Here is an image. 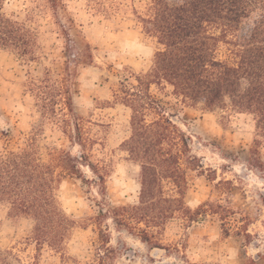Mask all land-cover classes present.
<instances>
[{"label":"rangeland","instance_id":"1","mask_svg":"<svg viewBox=\"0 0 264 264\" xmlns=\"http://www.w3.org/2000/svg\"><path fill=\"white\" fill-rule=\"evenodd\" d=\"M61 1L64 9H59L57 17L45 0H1L3 13L18 16L36 29L39 48L38 59L31 62L0 48V147L4 143L13 148L21 145L23 137L42 123L34 98L27 93V82L41 78L46 69L64 72L66 58L80 53L79 63L69 62L70 67L76 66L71 76L70 116L96 143L92 150L84 151L48 124L38 141L42 146H61L73 156L86 152L93 162L106 160L110 171L103 208L131 204L140 188V167L121 150L130 134V109L113 94L119 82H134L136 74L151 66L129 58L110 59L109 53L126 35L147 38L156 51L161 46L136 19L145 0ZM88 67L99 78L93 89L84 90L94 100V108L85 112L73 106L72 96L80 93L78 77ZM150 91L160 100L165 115L189 138L190 154L195 157L192 163L187 156L182 159L187 180L185 204L193 210L213 200L229 206V234L214 214L185 224L174 218L160 236L164 249L151 248L124 228H117L110 217L100 216L99 184L89 168L80 165L82 175L66 176L59 189L63 208L75 220L63 250L38 246L32 238V221L9 216L7 205L0 203V264H245L249 259L264 264V167L260 163L264 162V138L258 137L254 157L252 116L186 106L164 81L152 84ZM2 131H9L10 137L4 139ZM238 228L241 234L236 233ZM244 229L250 236L243 234Z\"/></svg>","mask_w":264,"mask_h":264},{"label":"trees","instance_id":"2","mask_svg":"<svg viewBox=\"0 0 264 264\" xmlns=\"http://www.w3.org/2000/svg\"><path fill=\"white\" fill-rule=\"evenodd\" d=\"M45 1L58 17L59 9H64L62 1ZM136 19L161 47L147 72L136 74L134 82H119L113 94L130 109V134L121 150L140 167V188L133 203L103 208L110 171L106 160L93 162L86 152L73 156L61 146H42L38 141L48 124L84 151L96 143L70 116L71 76L76 66L70 67L69 62L76 65L82 54L66 58L64 72L46 69L41 78L26 84L42 123L23 137L21 145L0 147V203L7 205L9 216L32 221V238L38 246L63 250L75 220L63 208L59 189L66 176L82 175L80 165L89 168L99 184L100 216L110 217L117 228L151 248L164 249L160 236L174 218L185 224L214 214L229 234V206L213 200L193 210L185 204L182 159L187 156L192 163L195 157L190 154L189 138L165 115L150 87L164 81L186 106L250 114L256 133L251 151L256 157L258 137L264 138V0H145ZM37 41L34 27L0 8V48L31 62L38 59ZM1 134L4 139L10 137L9 131ZM236 233L241 234L239 228ZM243 234L250 236L247 229Z\"/></svg>","mask_w":264,"mask_h":264},{"label":"clouds","instance_id":"3","mask_svg":"<svg viewBox=\"0 0 264 264\" xmlns=\"http://www.w3.org/2000/svg\"><path fill=\"white\" fill-rule=\"evenodd\" d=\"M155 52L156 49L147 38L140 35H126L119 41L116 49L110 51L109 57L110 59L115 57L117 61L123 58L138 60L143 66L150 67L154 62ZM98 78V74L91 67L81 69L78 77L81 91L78 95L72 96V104L76 109L86 112L94 108V100L84 95V90L93 89Z\"/></svg>","mask_w":264,"mask_h":264}]
</instances>
